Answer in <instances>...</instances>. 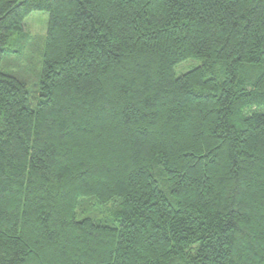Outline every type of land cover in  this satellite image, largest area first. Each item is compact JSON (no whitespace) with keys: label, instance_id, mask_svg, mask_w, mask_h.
I'll use <instances>...</instances> for the list:
<instances>
[{"label":"trees","instance_id":"16d2710c","mask_svg":"<svg viewBox=\"0 0 264 264\" xmlns=\"http://www.w3.org/2000/svg\"><path fill=\"white\" fill-rule=\"evenodd\" d=\"M0 264H264V0H0Z\"/></svg>","mask_w":264,"mask_h":264},{"label":"rangeland","instance_id":"374dc122","mask_svg":"<svg viewBox=\"0 0 264 264\" xmlns=\"http://www.w3.org/2000/svg\"><path fill=\"white\" fill-rule=\"evenodd\" d=\"M24 23L25 42L21 46L22 51L19 55L8 56L3 59L1 69L25 80L27 87L32 90L31 85L37 78L36 74L43 48L46 14L44 12H32L24 19ZM191 61H195L198 64V61L194 59L183 62L175 68V74L179 75L182 73L181 71H186L196 65L194 62L193 64L195 65L185 69ZM80 210L81 214L77 215V219L89 216L110 223L111 213L106 211L102 205L90 201L88 204H82Z\"/></svg>","mask_w":264,"mask_h":264}]
</instances>
